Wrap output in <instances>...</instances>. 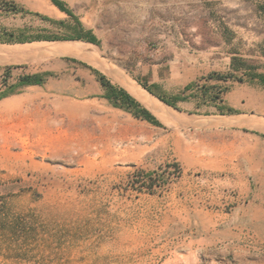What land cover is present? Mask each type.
<instances>
[{
  "label": "rangeland",
  "instance_id": "rangeland-1",
  "mask_svg": "<svg viewBox=\"0 0 264 264\" xmlns=\"http://www.w3.org/2000/svg\"><path fill=\"white\" fill-rule=\"evenodd\" d=\"M59 1L98 44L0 43V264H264V204L245 239L219 243L213 233L215 188L227 175L219 164L244 151L264 188V114L218 111L227 87L205 79L246 81L237 60L264 76V0ZM6 2L19 12L0 10V30L62 32L34 14L72 21L50 0ZM62 46L77 52L56 53ZM93 70L159 124L104 95L100 105L61 93L81 84L83 71L96 78ZM33 74L42 85H19ZM130 82L173 119L155 115ZM227 196L224 213L236 206V194Z\"/></svg>",
  "mask_w": 264,
  "mask_h": 264
},
{
  "label": "crops",
  "instance_id": "crops-1",
  "mask_svg": "<svg viewBox=\"0 0 264 264\" xmlns=\"http://www.w3.org/2000/svg\"><path fill=\"white\" fill-rule=\"evenodd\" d=\"M82 78L81 84H73L71 88L62 89L66 91L59 90V92L61 91L65 96H68L66 98L76 97L86 100L84 102L91 101L90 103L103 105L104 90L95 76L83 71ZM217 83H223L227 87L224 100L219 106L232 109L234 111L233 115L236 116H259L264 114V87L258 81L239 83L227 80L218 81ZM229 130L231 131V128ZM254 134L259 136L257 132H254ZM245 157L243 151L236 157V163H222L214 169L217 172L227 174L225 179L219 181L215 188L219 209L215 214L218 221L215 226L218 230L213 233L219 243L221 241L233 242L237 239H245V234H241V232L246 228V224L248 225L247 222L259 220V212L263 211L259 209V206L264 204V188L259 186L261 183L259 182V176L253 175V173L259 172L260 165L246 164V160H242ZM230 191H233L237 196L236 206L232 212L224 213L222 199L227 200V198H230L227 196ZM222 223L225 224L221 225Z\"/></svg>",
  "mask_w": 264,
  "mask_h": 264
},
{
  "label": "trees",
  "instance_id": "trees-1",
  "mask_svg": "<svg viewBox=\"0 0 264 264\" xmlns=\"http://www.w3.org/2000/svg\"><path fill=\"white\" fill-rule=\"evenodd\" d=\"M51 3L56 6L61 12L67 14L72 21L64 22V21H54L45 16H41L39 14H34L39 17L41 20L50 23L53 26H56L58 29H62V32H55L50 30H31L29 28L19 29L17 31L7 32L6 30H0V43L1 44H26L33 42H59V41H83L92 44H98V40L93 32L89 29H86L82 23L73 15V13L68 10L65 5L59 0H50ZM17 5L13 2L3 3L0 5V10L3 12H11L17 13L19 12ZM264 13V8H262ZM60 27V28H59ZM236 61V58H233V63ZM238 67L236 69L244 70V77L248 82L258 81L264 87V76L254 71L252 67H248L245 61L237 60ZM233 65V64H232ZM94 71V70H93ZM95 72V71H94ZM97 81L100 83L104 90V98L110 103L111 106L117 109L124 110L130 113L136 119L147 121L153 125H158V121L155 117L143 108L135 99H133L125 90L113 86L105 76L101 75L98 72H95ZM44 76L40 74H33L30 76H23L19 79V85L21 86H33V85H42L44 82ZM206 80H217V81H227L231 79L233 81H237L239 83L244 82L243 78H236L232 76V74L228 76L219 75V74H211L205 78ZM143 88L147 90L149 93L153 94L163 103L175 107V105L169 100L165 99L161 95L155 94L150 88L146 87L142 84ZM193 85H187L183 90L188 91ZM216 90L215 86H212L210 90ZM202 95H205V92H202ZM203 97V96H202ZM218 99L219 96H211V100L213 101ZM185 98L181 96H175L173 98L174 101H183ZM217 110L220 112H226V114H233L234 111L225 106H218ZM154 184L149 182L147 184V189L152 191Z\"/></svg>",
  "mask_w": 264,
  "mask_h": 264
},
{
  "label": "bare ground",
  "instance_id": "bare-ground-1",
  "mask_svg": "<svg viewBox=\"0 0 264 264\" xmlns=\"http://www.w3.org/2000/svg\"><path fill=\"white\" fill-rule=\"evenodd\" d=\"M54 50H55V48H54ZM55 52L61 53V54H72L73 52H77V51L72 50L70 48V46H62V47H56ZM129 84H131V90L133 91L134 96L136 98H138L143 104H145L155 115L162 118L163 120H166L168 118L173 119L171 117V114H169L167 112V109H165V106L162 103L158 102L153 97H151V98L147 97L146 94L143 92V90H141L137 84H135L133 82H130Z\"/></svg>",
  "mask_w": 264,
  "mask_h": 264
}]
</instances>
